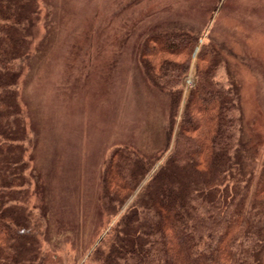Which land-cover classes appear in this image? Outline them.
Listing matches in <instances>:
<instances>
[{
  "label": "trees",
  "instance_id": "obj_1",
  "mask_svg": "<svg viewBox=\"0 0 264 264\" xmlns=\"http://www.w3.org/2000/svg\"><path fill=\"white\" fill-rule=\"evenodd\" d=\"M37 7L38 0H0V264L52 261L41 244L46 218L30 208L29 135L19 93ZM202 33L172 25L141 42L144 76L169 100L166 149L151 158L128 148L112 153L103 210L117 222L91 264H264V174L256 183L257 146L245 132L226 50L205 46L196 86L188 94L184 86Z\"/></svg>",
  "mask_w": 264,
  "mask_h": 264
},
{
  "label": "rangeland",
  "instance_id": "obj_2",
  "mask_svg": "<svg viewBox=\"0 0 264 264\" xmlns=\"http://www.w3.org/2000/svg\"><path fill=\"white\" fill-rule=\"evenodd\" d=\"M37 9L19 93L29 135L30 208L46 218L41 244L51 264H91L117 222L103 210V174L112 153L128 148L151 158L166 149L169 100L150 85L139 62L141 42L153 31L172 25L202 30L184 82L187 94L197 83L199 52L210 43L226 50L245 132L257 146L252 160L259 182L264 0H38ZM222 80L228 81L224 70Z\"/></svg>",
  "mask_w": 264,
  "mask_h": 264
}]
</instances>
